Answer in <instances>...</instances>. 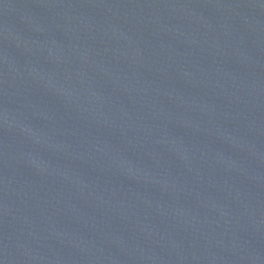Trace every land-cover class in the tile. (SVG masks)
<instances>
[{
    "label": "water",
    "instance_id": "water-1",
    "mask_svg": "<svg viewBox=\"0 0 264 264\" xmlns=\"http://www.w3.org/2000/svg\"><path fill=\"white\" fill-rule=\"evenodd\" d=\"M0 264H264V0H0Z\"/></svg>",
    "mask_w": 264,
    "mask_h": 264
}]
</instances>
